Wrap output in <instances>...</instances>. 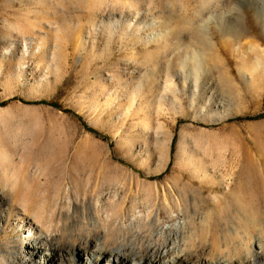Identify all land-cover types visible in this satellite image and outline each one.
<instances>
[{"label": "rangeland", "instance_id": "rangeland-1", "mask_svg": "<svg viewBox=\"0 0 264 264\" xmlns=\"http://www.w3.org/2000/svg\"><path fill=\"white\" fill-rule=\"evenodd\" d=\"M99 238L264 252V0H0V264Z\"/></svg>", "mask_w": 264, "mask_h": 264}, {"label": "bare ground", "instance_id": "bare-ground-1", "mask_svg": "<svg viewBox=\"0 0 264 264\" xmlns=\"http://www.w3.org/2000/svg\"><path fill=\"white\" fill-rule=\"evenodd\" d=\"M30 226H31L30 228H33V229L29 228L27 230V232H29V234L33 233V230H35L36 228L38 229V227L36 225L34 226V224L32 222H31ZM101 240H102V238H99L98 240L94 239L91 242L92 245H90V246L87 245L89 243V241L84 240L81 243L84 246H82L80 244L82 247L81 246L77 247L75 249V251L78 249L77 251H80V253H79L80 255H82V256L85 255V257H87V260H88L89 264L90 263L91 264H99L100 260L102 258L104 259L105 264H126V261L124 259L125 256H129L130 257L131 260H129V262H131V264H142L141 259H142L143 255L140 256V253L136 252V247L135 248L132 247L133 248L132 251H134L133 252L134 254L127 255L126 252H125L126 249L123 248V247H120L119 249L117 248V249L111 250V251H108L106 249L105 250L102 249L101 248V245H102L101 243L104 244V242H103V240L101 242ZM47 241H49V237L46 238L45 242H47ZM37 243L38 242H34V245L35 244L37 245ZM47 243L49 244V242H47ZM51 244H53V243H51ZM49 245H47V246L44 245L43 247L38 245L36 247L37 248H41V249H43V252H46L49 249L48 248ZM69 246H71V245H69ZM50 247H52V246H50ZM129 250H131V248ZM153 251H152L153 252L152 256L146 259V261H145L146 264H201L200 258H198V257L195 258L194 256H187L186 253H183V252H180V251L167 252L168 251L167 249H165V250H156L155 249ZM97 254H98V257H97ZM199 257H200V255H199ZM261 257H264L263 250L256 251V252H253V253L249 252L247 255H245V256H243L241 258L239 257L236 261L219 259V260H213L209 264H256V259H259ZM229 258H231V257H229ZM138 260H140V261H138ZM88 263H86V264H88ZM143 263H144V261H143Z\"/></svg>", "mask_w": 264, "mask_h": 264}]
</instances>
